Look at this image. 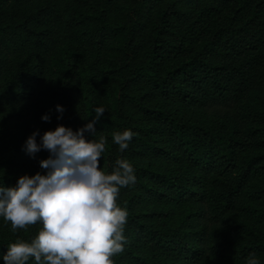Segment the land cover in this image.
<instances>
[{"label":"trees","instance_id":"16d2710c","mask_svg":"<svg viewBox=\"0 0 264 264\" xmlns=\"http://www.w3.org/2000/svg\"><path fill=\"white\" fill-rule=\"evenodd\" d=\"M96 107L102 170L136 176L114 264H264V0H0V185L46 173L33 132H75ZM41 227L0 217V264Z\"/></svg>","mask_w":264,"mask_h":264},{"label":"clouds","instance_id":"9594fccd","mask_svg":"<svg viewBox=\"0 0 264 264\" xmlns=\"http://www.w3.org/2000/svg\"><path fill=\"white\" fill-rule=\"evenodd\" d=\"M57 111L63 113L62 106ZM106 109L96 107L94 119L73 131L64 125L45 131L38 144L33 132L25 142V150L35 155L41 149L50 155L40 162L45 174L21 176L16 186L0 185V217L11 225V231L40 224L37 235L26 241L16 239L8 244L4 264H114L113 257L122 253L128 213L117 204L120 188L135 183L132 164L117 159L109 174L101 168L107 140L93 137L95 123ZM59 118V117H58ZM42 119L48 121L45 114ZM134 133L131 130L112 134L113 143L123 152ZM247 264H260L253 253Z\"/></svg>","mask_w":264,"mask_h":264}]
</instances>
